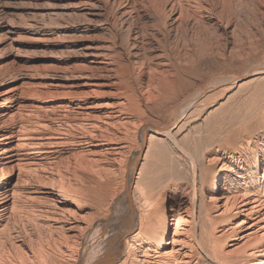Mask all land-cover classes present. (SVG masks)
Returning <instances> with one entry per match:
<instances>
[{
	"label": "bare ground",
	"instance_id": "6f19581e",
	"mask_svg": "<svg viewBox=\"0 0 264 264\" xmlns=\"http://www.w3.org/2000/svg\"><path fill=\"white\" fill-rule=\"evenodd\" d=\"M251 18L264 0H0V264H264V65L153 103L264 47ZM233 98L253 122L203 145Z\"/></svg>",
	"mask_w": 264,
	"mask_h": 264
},
{
	"label": "rangeland",
	"instance_id": "374dc122",
	"mask_svg": "<svg viewBox=\"0 0 264 264\" xmlns=\"http://www.w3.org/2000/svg\"><path fill=\"white\" fill-rule=\"evenodd\" d=\"M21 1H23V0H21ZM18 2H19V4L22 3L20 1H18ZM25 6H27V4H25ZM22 9L25 10L26 8L23 7ZM259 19L256 20V18H251L250 23H252L254 26L258 27L260 30L264 31V18L260 19V20ZM261 20H262V22H261ZM253 34H254V32H251L248 34V36L251 37L250 40L252 41V43H251L252 49L248 50L247 52H244V53H236V55H234L232 59L226 58L225 60H215L212 63L204 65L202 67H194L191 65L179 67L176 71L177 74L172 79V82H170V81L165 82V84L167 85V87H165L166 91L163 94L159 95L155 100H153L154 111L167 114V112H169L170 107L171 108L173 107V103H171L172 98L174 96L173 94L177 95L180 92L179 91L180 89H184V93H185V94L183 93L184 97H188L187 95L193 96V95L197 94V92L200 91V88L202 89L205 86H209L210 83H211V85L217 84V82H219V81L223 82V80L226 79V77L236 76V74L240 75V73L242 74L245 70H247L250 67L252 68L253 66H257V65H260V66L264 65V47H260L258 45V41L261 42L259 40L260 37L259 36L255 37V36H253ZM247 42H248V39L240 40L241 44L247 43ZM11 58H12V55L8 49L4 48L3 50H0V75H1V73H5L6 71H10V67H11L10 60H11ZM45 63L48 64L49 62H45ZM188 75H191V76H188ZM263 83L264 82H261V84H260L262 87L259 86L256 89L257 92H256V90H254V93H255L254 96H256L255 98L259 99V101H261V100L264 101V99H263L264 98V96H263L264 84ZM170 96L172 98H170ZM214 96H216V97H214ZM214 96H211L210 98H206L204 103H200L201 106H203V107H201V109H200L201 111L197 112L195 115L204 114L207 110V107L214 104V102L216 100L215 98H217L219 95L218 96L214 95ZM162 97L165 99H163ZM166 99H168V100H166ZM170 99H171V101H170ZM229 100L230 101L226 102L222 107H219L215 111L214 115H211L209 118H207L206 119L207 122L206 121L205 122H198L195 125V127L197 126V129L199 127H200V129H202L201 135L203 133L202 136L206 139V140H204L203 145L207 144L208 140H212V141H215V140L219 141L220 140L219 142H226L227 140H229L230 136L233 135V133H235L237 130H240V129L244 130L247 125H249L250 123L253 122L254 118L249 117L250 115H248L250 113V111H252L251 110V102H253V101L242 100V101L238 102L235 98H233V100L232 99H229ZM231 100L234 104L231 102ZM160 103H162V104L160 105ZM164 103H165V105H164ZM168 104H171V105H168ZM239 105H242V106H239ZM162 106H164V107H162ZM166 106L168 109H166ZM238 115H240V116H238ZM246 117H249V118H246ZM213 120H214V122H213ZM236 127H238V128H236ZM209 129H210V132H209ZM206 133H207V137H205ZM192 135H195V134H192ZM79 179L82 181V183L85 182L82 179V177H79ZM81 189L84 190V187H82Z\"/></svg>",
	"mask_w": 264,
	"mask_h": 264
}]
</instances>
